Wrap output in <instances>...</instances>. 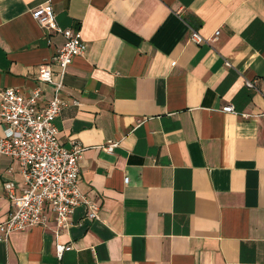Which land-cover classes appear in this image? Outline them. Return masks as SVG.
Instances as JSON below:
<instances>
[{
    "label": "crops",
    "instance_id": "0c3cea01",
    "mask_svg": "<svg viewBox=\"0 0 264 264\" xmlns=\"http://www.w3.org/2000/svg\"><path fill=\"white\" fill-rule=\"evenodd\" d=\"M44 1L0 0V88L29 94L63 43L31 15ZM49 1L87 45L51 69L68 100L59 137L84 146L78 184L99 216L80 203L58 234L51 217L13 231L0 264H264V0ZM7 180L20 190L0 153V221Z\"/></svg>",
    "mask_w": 264,
    "mask_h": 264
},
{
    "label": "built area",
    "instance_id": "2783aa9c",
    "mask_svg": "<svg viewBox=\"0 0 264 264\" xmlns=\"http://www.w3.org/2000/svg\"><path fill=\"white\" fill-rule=\"evenodd\" d=\"M33 19L48 32L62 34L64 40L50 61L39 65L38 78L41 85L29 94H24L13 86L0 88V153L13 156L20 165L22 185L16 190L13 180L4 182V188L11 203L7 215L0 221V240H6L16 230H24L34 225H46L53 218L58 229L69 224L70 214L76 205L87 207L88 218H98V206L91 198L82 193L78 184L80 161L84 146L75 143L68 148L63 145L55 123L57 115L68 100L62 97L63 80L53 81L52 62L58 64L61 72L73 58L86 51L87 45L79 28L62 27L57 23L49 0L31 9ZM219 30L214 32L216 38ZM190 38L195 42L209 41L195 30ZM54 84L52 98L44 105L39 99L44 91L43 84ZM248 86L252 80L246 79ZM77 103V100L73 101ZM224 111H234L232 104L222 107ZM117 144L109 141L108 150ZM128 176L124 177V182ZM71 248V244H57V253Z\"/></svg>",
    "mask_w": 264,
    "mask_h": 264
}]
</instances>
